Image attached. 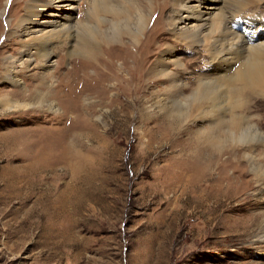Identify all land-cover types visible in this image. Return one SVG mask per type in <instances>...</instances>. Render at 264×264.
<instances>
[{
    "label": "rangeland",
    "instance_id": "374dc122",
    "mask_svg": "<svg viewBox=\"0 0 264 264\" xmlns=\"http://www.w3.org/2000/svg\"><path fill=\"white\" fill-rule=\"evenodd\" d=\"M14 1L0 0V13L7 3L6 16L0 17L1 100L11 92L36 88V78L43 73L37 57L25 63L17 85L7 82L2 71L7 58L19 60L22 45L18 43L27 39L18 37L17 27H12L13 17L24 14L26 0L12 10ZM141 2L144 4V0ZM74 5L75 10L70 11L72 30L54 46L51 71L61 65L55 78V84L62 79L61 87L67 80L64 74L79 69L83 59L78 51L80 40L86 25L93 22L89 18L90 0H75ZM49 11L58 14L53 8ZM128 13L125 17L132 15L130 6ZM168 13L163 14L165 20ZM246 13L264 21V1ZM163 26H148L149 32H155L153 41H160L158 46L165 43L161 41ZM165 38L166 46L176 51V62L186 64L183 69L171 64L162 72L174 75L176 81L159 79L160 74L158 78L155 74L143 75L140 95L128 96L121 91V97L114 96L116 100L111 102L116 92L110 89V104L100 103L105 96L98 93L113 88L110 86L114 82L93 81L95 86L84 94L85 103L94 107L85 128L92 132L82 139V150L76 157L60 158L67 140L79 130L73 114L67 115L66 121L51 122L55 124L52 126L51 119L62 109L48 113L44 106L46 112L16 114L0 106V264H264V249L256 245L258 227L264 225V219L252 223L264 214V194L256 197L259 190L245 149L237 148V157L232 158L230 173L236 168L239 176L236 185L231 184L227 190L225 182L220 184L221 193L215 187L214 192L209 185L217 181L220 168L211 177L188 173L189 158L197 151L194 144L198 133L207 130L209 123L184 129L170 117L175 113L165 114L158 107L167 104L168 94H181L180 101L185 104L198 80L205 78L203 70L209 62L202 52L198 55V49L190 51L186 43L174 42L168 33ZM258 43L261 45L264 39ZM134 47L129 46V54L137 50ZM250 58V51H246L240 60L247 62ZM120 62H116V69ZM256 98L248 96L255 105H249L250 116L264 119V101L256 106ZM31 117L35 119L20 122ZM259 128L264 132V123ZM255 156L264 166L262 148H257ZM228 158L226 154L224 160ZM167 172L174 182L186 174L194 186L185 193L178 183L170 186L165 182ZM238 224L249 227L223 235Z\"/></svg>",
    "mask_w": 264,
    "mask_h": 264
},
{
    "label": "bare ground",
    "instance_id": "6f19581e",
    "mask_svg": "<svg viewBox=\"0 0 264 264\" xmlns=\"http://www.w3.org/2000/svg\"><path fill=\"white\" fill-rule=\"evenodd\" d=\"M20 1L15 0L11 9L18 6ZM263 1L144 0L143 4L141 0H90L92 10L89 18L93 22L86 25L80 40L78 51L83 59L79 63V69H70L67 74H64L67 77V84L65 83L62 87L66 94L60 85L63 82L62 79L56 80L55 84L61 65H58L54 71H51V68L54 65L55 41L62 40L72 30L69 26L73 19L70 11L75 10V0H26L23 7L24 14L13 17L12 27H17L18 37L25 36L27 39L18 43L22 45L20 57H16L19 60H15L13 56L7 58L2 71L8 78L7 82L17 85L21 83L20 77L25 72V63H30L37 57L41 62L39 67L43 73L36 78L38 81L36 88L26 87L21 91L7 94L5 99H0L1 109L4 111L9 108L12 111L15 110L16 114L21 112L29 114L37 110L54 113L62 109L61 112L56 113L58 117L54 116V120L51 119L52 126H55L52 124L54 121H66L65 117L70 113L73 114L72 119L74 118L79 130L67 140L66 149L63 154L60 153V158L68 160L70 156L76 157L82 150V139L92 132L91 128L87 130L88 132L85 128L94 114V107L85 103L84 94L87 89L95 86L93 81L95 84L102 80L114 82L110 86L113 88L106 87L98 93L105 96L100 101L104 104H110L116 100L114 96H117V99L121 97V91L128 92V96L140 95L143 88L141 81L143 75L155 74V78H158L160 74L159 79L168 82L173 79L169 83L176 81L177 78L174 75L162 74L171 64L181 69L186 65L176 62L175 49L166 46L165 35L168 33L173 37L174 42L182 41L186 43L190 51L194 52L198 49V55L202 52L209 58L203 70L206 73L203 76L205 78L198 80L197 88L193 90L191 98L185 101V104L180 101L181 94H168L167 104L158 105L165 114L175 113L170 117H173V121L182 125L184 129H189L192 125L197 128L206 122L209 123L207 130L198 133V139L194 144L197 151L189 158L188 173L209 177L215 175L216 170L220 168L216 185L212 182L209 187L213 186L214 192H216L215 187L217 192L221 193L220 184L226 182L227 184L225 183L223 187L230 190L231 184L236 185V181L239 180V176H236V168L233 174L230 173L233 168L232 158L237 157L236 149L242 147V150L245 149L246 153L248 152V154L245 153V157L249 167L252 168L251 173L256 178L259 190L256 192V197H262L264 166L259 164L255 154L257 148H262L264 153V132L259 128L261 123H264V119L250 116L249 105H255L249 101L248 96L249 94L252 97L258 96L254 99L256 106L259 105L258 102L264 101V43L261 45L258 43L264 39V21L262 18L258 19V16L249 17L246 12L252 11ZM200 2L202 6L198 9ZM129 6L132 15L125 17L129 14ZM50 8L58 14L46 12ZM5 9L0 13L3 19L6 16ZM155 9H159L160 12L155 14ZM166 13L168 18L165 20L163 14ZM108 16L112 19H106ZM94 22H97V25H94ZM149 23L158 28L164 24L165 29L161 39L165 42L163 45L158 46L160 41H153L155 32L148 31ZM12 33L14 32L9 33V36ZM131 45L137 48V50L133 49L135 51L133 55L128 51ZM163 47L164 50H162ZM246 51H250L251 58L247 62H241L240 59ZM119 61H121L120 65L116 69V62ZM79 80L84 82V87L79 86ZM100 85L103 84L100 83ZM178 86L183 88L181 85ZM110 89L116 92L113 93L111 102L107 101ZM31 105L35 107L28 109ZM44 106H46L45 110ZM34 117L25 118L20 122L32 120ZM46 122L49 123V120ZM226 154L229 158L224 160ZM167 174L165 182L170 186L178 183L184 193L194 186L189 182L186 174L182 175L178 182L172 180L170 173L167 172ZM244 183L245 181H242V184ZM248 200L246 198L245 202L249 203ZM262 216L264 214L252 219V223L260 218L264 219ZM241 227H243L241 224L231 227L224 231L223 235L227 236L241 229L246 230L249 226ZM258 229L260 232L256 245L264 249V225L260 224Z\"/></svg>",
    "mask_w": 264,
    "mask_h": 264
}]
</instances>
